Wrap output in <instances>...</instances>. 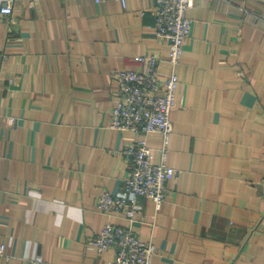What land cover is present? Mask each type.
Returning <instances> with one entry per match:
<instances>
[{
    "label": "crops",
    "instance_id": "1",
    "mask_svg": "<svg viewBox=\"0 0 264 264\" xmlns=\"http://www.w3.org/2000/svg\"><path fill=\"white\" fill-rule=\"evenodd\" d=\"M157 0H16L0 14V264H111L107 223L153 241V264H264V0H195L160 211L98 209L124 189L125 149L159 133L110 127L113 73L168 63Z\"/></svg>",
    "mask_w": 264,
    "mask_h": 264
},
{
    "label": "built area",
    "instance_id": "2",
    "mask_svg": "<svg viewBox=\"0 0 264 264\" xmlns=\"http://www.w3.org/2000/svg\"><path fill=\"white\" fill-rule=\"evenodd\" d=\"M16 0H0V14L11 15ZM38 1V0H37ZM100 3L103 0H94ZM121 1L126 6L127 0ZM195 0H157L156 34L169 43L168 63L155 54L137 55L142 66L134 70L120 67L113 73L119 86V101L112 113L110 127L135 135L159 133L163 145L160 155L146 140H136L125 149L129 172L124 189L104 193L98 209L102 212H121L134 219L141 210L142 200H150L160 211L168 194V185L176 169L168 162L169 142L175 130L173 112L181 78L177 67L184 52V41L191 36L193 21L188 12ZM98 251L117 249L111 264H153L156 244L138 236L131 228L107 223L93 239ZM6 246L0 245V254Z\"/></svg>",
    "mask_w": 264,
    "mask_h": 264
},
{
    "label": "rangeland",
    "instance_id": "3",
    "mask_svg": "<svg viewBox=\"0 0 264 264\" xmlns=\"http://www.w3.org/2000/svg\"><path fill=\"white\" fill-rule=\"evenodd\" d=\"M168 54H169V51H168Z\"/></svg>",
    "mask_w": 264,
    "mask_h": 264
}]
</instances>
